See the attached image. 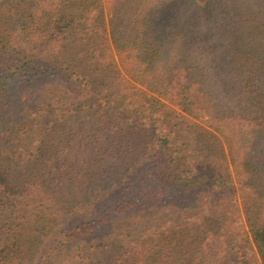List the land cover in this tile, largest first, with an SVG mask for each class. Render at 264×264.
<instances>
[{
    "label": "trees",
    "instance_id": "obj_1",
    "mask_svg": "<svg viewBox=\"0 0 264 264\" xmlns=\"http://www.w3.org/2000/svg\"><path fill=\"white\" fill-rule=\"evenodd\" d=\"M65 256L264 264V0H0V264Z\"/></svg>",
    "mask_w": 264,
    "mask_h": 264
},
{
    "label": "rangeland",
    "instance_id": "obj_2",
    "mask_svg": "<svg viewBox=\"0 0 264 264\" xmlns=\"http://www.w3.org/2000/svg\"><path fill=\"white\" fill-rule=\"evenodd\" d=\"M111 84H112V82H111ZM107 86H109V84H107ZM106 85H105V87H107ZM21 91H23L22 93H24L25 94V96L26 95H28L29 96V94H30V92H31V89H29V88H22V90ZM36 94H37V92H34V96H36ZM24 96V97H25ZM29 101L31 102V99H29ZM38 101H40V100H38ZM31 103H29V102H27V104L26 105H30ZM176 128H175V130H182V129H184V126L183 125H181V124H176V126H175ZM188 143V147L190 146V147H192L193 146V143H192V141L189 139V141H187ZM196 154V153H195ZM203 195L201 194L200 195V202L201 201H203ZM178 214H180V211L178 210V209H176V208H171V207H166V208H163V209H161V211L155 216V217H152V218H150V219H148V220H146L143 224H141L140 226H145L146 225V223H149V224H151V223H157V222H159V220H161V219H163L164 217H170V218H174L175 216H177ZM140 229V227L138 226V227H135V228H133V229H131V231H132V233L134 232V231H138ZM242 237H243V246H244V249L243 250H245V251H248V249L250 250V248L252 247L251 245H250V241H248V239L246 240V236L245 235H242ZM246 242V243H245ZM249 254H250V252H249ZM251 255H252V253H251ZM252 257H253V260L255 261V259H256V255L254 256V255H252ZM256 263V262H255ZM55 264H71V261H69V257H67V256H65V257H63L62 259H60L59 261H57ZM256 264H258V263H256Z\"/></svg>",
    "mask_w": 264,
    "mask_h": 264
}]
</instances>
